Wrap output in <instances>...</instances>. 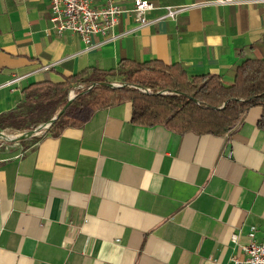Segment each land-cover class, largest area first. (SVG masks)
I'll use <instances>...</instances> for the list:
<instances>
[{
  "label": "crops",
  "instance_id": "crops-1",
  "mask_svg": "<svg viewBox=\"0 0 264 264\" xmlns=\"http://www.w3.org/2000/svg\"><path fill=\"white\" fill-rule=\"evenodd\" d=\"M242 1L144 26L123 14L118 37L96 34L87 48L55 31L49 0H0V115L30 84L115 71L121 60L177 63L188 76L230 82L245 59L264 58V2ZM109 2L130 8L133 0L92 5ZM131 113L129 102L108 106L0 159V264H231L251 226L263 240L259 108L224 135L136 124Z\"/></svg>",
  "mask_w": 264,
  "mask_h": 264
},
{
  "label": "trees",
  "instance_id": "trees-1",
  "mask_svg": "<svg viewBox=\"0 0 264 264\" xmlns=\"http://www.w3.org/2000/svg\"><path fill=\"white\" fill-rule=\"evenodd\" d=\"M87 74L28 85L17 108L0 115V129H33L63 109L48 128L57 134L66 127H81L97 110L124 102L131 104L132 122L161 125L180 134L224 135L254 107L260 109L257 125L264 129V58L245 59L234 68L230 82L215 74L188 76L179 64L161 61L121 60L115 71ZM115 74L122 75L123 82L110 87L106 77ZM75 83H83V88L73 90V99L64 108Z\"/></svg>",
  "mask_w": 264,
  "mask_h": 264
},
{
  "label": "built area",
  "instance_id": "built-area-1",
  "mask_svg": "<svg viewBox=\"0 0 264 264\" xmlns=\"http://www.w3.org/2000/svg\"><path fill=\"white\" fill-rule=\"evenodd\" d=\"M242 0H208L192 3L187 6H158L149 0H133L130 8H123L109 2L101 7H93L92 0H49V20L58 34L73 33L80 37L87 48L91 38L96 34L116 38L112 31L118 24L121 15H132L137 26L151 25L161 20H175L176 17L192 8L223 6L243 3ZM253 2H264L254 0ZM158 11L159 14L149 19L147 14ZM256 227L251 226L248 232L249 242L241 247V254L231 258V264H264V238L255 240Z\"/></svg>",
  "mask_w": 264,
  "mask_h": 264
},
{
  "label": "rangeland",
  "instance_id": "rangeland-1",
  "mask_svg": "<svg viewBox=\"0 0 264 264\" xmlns=\"http://www.w3.org/2000/svg\"><path fill=\"white\" fill-rule=\"evenodd\" d=\"M106 81L115 87V86H119L122 84L123 77L122 75L115 74L113 76H107ZM78 88L82 89L83 83L81 84L75 83L74 88L68 92L67 98L73 97L74 96L73 90L78 89ZM20 110L23 111V109H20ZM59 111L60 109H58L57 113ZM42 123H45V122H41L38 125ZM38 125H36L35 127H37ZM33 129H21V130H16V129H11V128L0 129V159L12 157L16 155L17 153L21 152L24 149L25 144L30 141L31 137H26L22 139H18V137H21L23 134L25 135L27 131H30Z\"/></svg>",
  "mask_w": 264,
  "mask_h": 264
},
{
  "label": "water",
  "instance_id": "water-1",
  "mask_svg": "<svg viewBox=\"0 0 264 264\" xmlns=\"http://www.w3.org/2000/svg\"><path fill=\"white\" fill-rule=\"evenodd\" d=\"M109 86L110 87H114L111 84H109ZM72 99H73V97H68L67 98V103L64 106V108H66L68 106V104L72 101ZM62 111H63V109L60 110L57 113V115H59ZM57 115L53 116L48 122L42 123V124L38 125L37 127H35L33 130L27 131L25 135H22L21 137H18V139H22V138H26V137H32V136L38 134L42 130H47L51 126V124L56 120Z\"/></svg>",
  "mask_w": 264,
  "mask_h": 264
},
{
  "label": "bare ground",
  "instance_id": "bare-ground-1",
  "mask_svg": "<svg viewBox=\"0 0 264 264\" xmlns=\"http://www.w3.org/2000/svg\"><path fill=\"white\" fill-rule=\"evenodd\" d=\"M24 135V134H23Z\"/></svg>",
  "mask_w": 264,
  "mask_h": 264
}]
</instances>
